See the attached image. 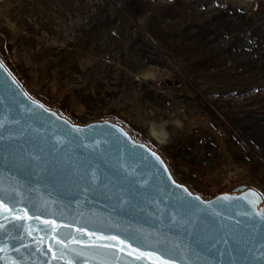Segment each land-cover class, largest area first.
I'll list each match as a JSON object with an SVG mask.
<instances>
[{
  "label": "rangeland",
  "instance_id": "374dc122",
  "mask_svg": "<svg viewBox=\"0 0 264 264\" xmlns=\"http://www.w3.org/2000/svg\"><path fill=\"white\" fill-rule=\"evenodd\" d=\"M0 63L71 123L122 127L202 198L252 188L264 204V0H0Z\"/></svg>",
  "mask_w": 264,
  "mask_h": 264
},
{
  "label": "water",
  "instance_id": "95a60500",
  "mask_svg": "<svg viewBox=\"0 0 264 264\" xmlns=\"http://www.w3.org/2000/svg\"><path fill=\"white\" fill-rule=\"evenodd\" d=\"M0 201V264H152L133 249L170 264H264L256 190L204 199L119 125L41 107L1 63ZM112 236L125 245L100 239Z\"/></svg>",
  "mask_w": 264,
  "mask_h": 264
},
{
  "label": "snow or ice",
  "instance_id": "6c2138e0",
  "mask_svg": "<svg viewBox=\"0 0 264 264\" xmlns=\"http://www.w3.org/2000/svg\"><path fill=\"white\" fill-rule=\"evenodd\" d=\"M41 107H43V106L41 105ZM153 155H155V154H153ZM157 159H159V158L157 157ZM185 191H187V190L185 189ZM249 195H253L254 196L255 193H251L250 192ZM196 199H199V197H196ZM250 202H252V201H250ZM2 204H3V202L0 201V205H2ZM7 210L11 211L10 209H7ZM260 219L264 220V215H261ZM53 230H55V229H53ZM100 239L114 240V241H117L120 245H125V241L124 240H121V239H119L118 237H115V236H112V237H100ZM103 246L104 247H108V248L114 247L113 244H105ZM119 250L123 251V248H121ZM133 252L137 253L136 259H138V260L141 259V258H147V259H149L152 262V264H170L169 261L161 259L159 256H156L152 252H144V251H140L139 249H133ZM131 254L132 253H129V255H131Z\"/></svg>",
  "mask_w": 264,
  "mask_h": 264
},
{
  "label": "bare ground",
  "instance_id": "6f19581e",
  "mask_svg": "<svg viewBox=\"0 0 264 264\" xmlns=\"http://www.w3.org/2000/svg\"><path fill=\"white\" fill-rule=\"evenodd\" d=\"M161 126H162V124H161ZM162 127H164V126H162ZM168 128V127H167ZM167 128H165V131H163L164 129H162V131H160V132H158V134L156 133V132H152V134L153 135H158L159 136V139H161L160 141L161 142H165V136L167 135V132H169L168 130H167ZM169 129V128H168Z\"/></svg>",
  "mask_w": 264,
  "mask_h": 264
}]
</instances>
